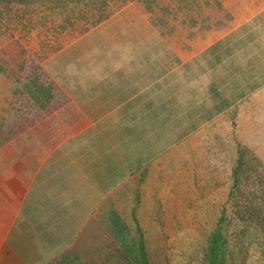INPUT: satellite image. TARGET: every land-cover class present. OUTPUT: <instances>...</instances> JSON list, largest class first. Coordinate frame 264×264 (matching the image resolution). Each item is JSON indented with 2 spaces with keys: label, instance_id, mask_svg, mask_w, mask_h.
<instances>
[{
  "label": "crops",
  "instance_id": "1",
  "mask_svg": "<svg viewBox=\"0 0 264 264\" xmlns=\"http://www.w3.org/2000/svg\"><path fill=\"white\" fill-rule=\"evenodd\" d=\"M42 66L30 113L0 134V264L51 261L111 215L129 226L145 190L188 182L192 147H240L238 106L264 90V0H128Z\"/></svg>",
  "mask_w": 264,
  "mask_h": 264
},
{
  "label": "rangeland",
  "instance_id": "2",
  "mask_svg": "<svg viewBox=\"0 0 264 264\" xmlns=\"http://www.w3.org/2000/svg\"><path fill=\"white\" fill-rule=\"evenodd\" d=\"M57 1L53 10H46L45 5L54 2L0 0V82L21 87L15 90L14 99L19 103L16 113L8 111V106L1 101L3 118H0V124H7L0 133L3 136L18 132V123L14 124L19 120L16 114L23 111L22 116H26L31 111L23 83L33 80L47 82L42 66L44 60L82 34L89 28V23L107 12L113 13L124 4L122 0H108V7H102L98 6L100 0L95 4H88L90 0ZM0 95V98L8 95L4 86ZM236 118L240 147H192L188 159L186 154L182 159L186 166L182 171L187 174L183 179L187 176L188 182L157 184L154 190L144 191L138 223L151 264H207L208 238L225 207L227 217L222 222V229L227 239L226 264H264V235L242 218L247 211L244 207L241 210L249 195L254 197L255 170L264 173V90L239 105ZM240 148L245 150L241 187L246 191L242 190L235 198L229 199ZM249 174L254 176L248 177ZM146 185L142 184V190ZM129 218L125 216L134 230H129L127 236L135 241L140 234L135 230L136 221ZM103 236L107 237V234L103 233ZM97 241L90 244V248L77 249L81 253L78 256L82 260L97 259L99 264H105L106 254L100 251L102 242L98 238ZM84 243L87 244V240ZM110 249L109 254L112 251L121 257L119 243ZM107 263L117 264L111 257Z\"/></svg>",
  "mask_w": 264,
  "mask_h": 264
},
{
  "label": "trees",
  "instance_id": "3",
  "mask_svg": "<svg viewBox=\"0 0 264 264\" xmlns=\"http://www.w3.org/2000/svg\"><path fill=\"white\" fill-rule=\"evenodd\" d=\"M49 2L52 1L54 4L48 5V3L45 5L46 10H53L55 6H57L58 1L57 0H48ZM80 2L81 0H77ZM96 0H90L88 4H95ZM111 1V0H110ZM127 1V0H122ZM108 0H100L98 3V6L102 7H108ZM109 12H107L105 15L100 17L97 21L89 23V28H86L83 32L89 30L91 27L95 26L98 24L100 21H102L104 18H107L109 16ZM82 32V33H83ZM34 84V82H32ZM39 83V89L44 88V85L42 82ZM21 88L20 86H17V89ZM49 89V88H48ZM27 91H29L30 94H32L33 89L28 86ZM43 94L48 97L45 93H49V90L44 91L42 90ZM33 96V95H32ZM244 155H245V150L240 148L239 155H238V160L237 164L234 167L233 171V184L229 192V199H233L237 196V193L240 191H246V189H242L241 187V172L243 170V167L245 165L244 162ZM255 170V186L256 189L252 190V194L254 197L248 198L247 201L243 203L242 202V208L244 207L247 211L244 213V216L242 217L243 219L245 218V221L249 222L250 226H254L259 232L263 233L264 235V173H258ZM254 175L249 174L248 177H253ZM254 186V187H255ZM261 194L260 195H257ZM242 194V193H241ZM254 198H263L262 201H255ZM227 217V208H222L220 217L218 219L216 227L211 231L209 238H208V246L205 251V260L207 264H226V255H225V244L227 243V239L225 234L223 233L222 229V222L226 219ZM238 218H241L240 216ZM135 221L137 223V226L135 230L139 231V238L136 239L135 241H131L128 238V233L133 231L134 229L130 228V226H127L126 224H123L122 222L119 221L118 216L116 215H111L104 221H102L101 226H100V231H93L87 233L81 232L78 233L76 236L75 240L72 242L70 246H68L66 249H63L58 255L57 258H54L51 261H48L44 264H99L96 259H90L89 261L82 260L78 255L79 252H77V249L84 247V248H90L92 247L91 245L94 244V242H98L97 238L99 241L102 242L100 246V251H104L106 254V261L110 260V257L114 260H116L117 264H151L149 260V255L146 250V245H145V240L143 238V234L141 233V228L138 223V218L135 217ZM248 225V226H249ZM106 229V230H105ZM103 233L107 234V237L103 236ZM87 238V239H86ZM87 240V244L84 243ZM84 241V242H83ZM119 243L120 248H121V257L117 256L115 253H113L111 247L114 246V244ZM86 244V245H85ZM91 244V245H90ZM96 244V243H95ZM109 249L112 250L109 252ZM109 254V255H108ZM109 256V259H108ZM104 258V259H105ZM121 260V261H120ZM105 261V264H106ZM103 264V263H101ZM108 264V263H107Z\"/></svg>",
  "mask_w": 264,
  "mask_h": 264
}]
</instances>
